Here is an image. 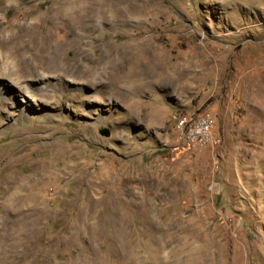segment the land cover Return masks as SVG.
<instances>
[{"label":"rangeland","instance_id":"374dc122","mask_svg":"<svg viewBox=\"0 0 264 264\" xmlns=\"http://www.w3.org/2000/svg\"><path fill=\"white\" fill-rule=\"evenodd\" d=\"M53 2L0 0V35ZM131 2L85 64L148 38L157 71L127 72L113 95L31 84L59 107L0 78L16 89L0 101V180L15 178L0 184V264H264V0ZM202 116L209 138L189 139L179 120ZM19 185L30 198L10 199Z\"/></svg>","mask_w":264,"mask_h":264},{"label":"bare ground","instance_id":"6f19581e","mask_svg":"<svg viewBox=\"0 0 264 264\" xmlns=\"http://www.w3.org/2000/svg\"><path fill=\"white\" fill-rule=\"evenodd\" d=\"M137 6L138 4L132 3L131 0H75L68 4L66 1L64 3L54 0L49 9L40 16L41 23H34L32 28L19 26L15 34L12 33L8 37L0 35V50L4 52L0 55V78L8 79L19 88L21 94L33 100L41 99L54 104L56 99L52 93L40 92L31 87V84L55 75L59 82L63 81L62 83L65 80L68 82L70 77L73 81L89 85L105 84L112 95L119 89H125L127 72L136 73L139 70L142 73H150L159 68L157 46L151 45L148 38L134 41L128 37L122 47L110 52L115 57L109 61L104 59L102 53L91 59V66H87L85 60L89 58L91 40L95 42L99 33L104 35L109 30L127 23ZM110 9H113L114 13L109 16ZM58 29L64 37H53L52 31ZM67 50L71 56L62 63L60 59ZM138 51L143 53V59L136 58ZM4 81L0 80V101L16 92L10 83ZM60 105L55 104L56 107ZM2 183L8 192L14 185L15 178L10 177L0 184ZM29 195L24 193L19 185L9 197L19 201L20 198H30Z\"/></svg>","mask_w":264,"mask_h":264},{"label":"built area","instance_id":"2783aa9c","mask_svg":"<svg viewBox=\"0 0 264 264\" xmlns=\"http://www.w3.org/2000/svg\"><path fill=\"white\" fill-rule=\"evenodd\" d=\"M178 126L186 130V135L191 140L204 141L209 138L212 127V120L207 116L197 119L183 117L179 120Z\"/></svg>","mask_w":264,"mask_h":264}]
</instances>
